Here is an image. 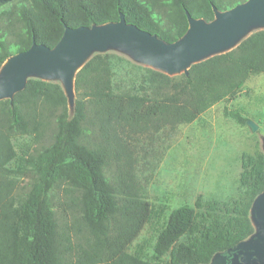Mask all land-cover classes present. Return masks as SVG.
<instances>
[{
    "label": "trees",
    "instance_id": "16d2710c",
    "mask_svg": "<svg viewBox=\"0 0 264 264\" xmlns=\"http://www.w3.org/2000/svg\"><path fill=\"white\" fill-rule=\"evenodd\" d=\"M246 0H0V66L33 40L53 48L66 27L118 21L174 42L188 29L186 12L210 21L213 6L228 10ZM114 54L95 56L77 75L76 111L70 118L59 85L31 80L11 105L1 101L0 264H207L253 233L249 209L264 190V155L243 158L240 199L223 211L198 199L167 211L135 186L133 136L161 124H190L213 105L235 97L264 74V31L237 49L194 65L188 76L148 70L157 94L114 88ZM228 116L239 124L238 112ZM53 118L50 143L16 150L12 138ZM28 191L16 192L22 179ZM64 184L76 196L83 231L62 233L54 205ZM154 225L151 252L136 244Z\"/></svg>",
    "mask_w": 264,
    "mask_h": 264
},
{
    "label": "rangeland",
    "instance_id": "374dc122",
    "mask_svg": "<svg viewBox=\"0 0 264 264\" xmlns=\"http://www.w3.org/2000/svg\"><path fill=\"white\" fill-rule=\"evenodd\" d=\"M116 56V91L159 94L150 82V69ZM228 112L240 113L256 123L259 131L253 133L247 124L231 119ZM53 121L52 117H44L39 119L40 125H30L29 135L14 136L15 149L32 151L48 145ZM0 132H5L1 122ZM259 135H264V74L252 76L239 94L213 105L190 124H161L133 136L129 141L135 186L148 201L167 207V211L182 204L195 207L198 199L223 211L240 199L243 158L256 148L260 150ZM28 184V179H22L14 193H26ZM67 194L64 184L55 188L53 202L61 232L83 231L76 196ZM154 242V225H148L136 244L151 252Z\"/></svg>",
    "mask_w": 264,
    "mask_h": 264
},
{
    "label": "water",
    "instance_id": "95a60500",
    "mask_svg": "<svg viewBox=\"0 0 264 264\" xmlns=\"http://www.w3.org/2000/svg\"><path fill=\"white\" fill-rule=\"evenodd\" d=\"M214 18H194L188 12V29L174 42L141 30L126 21L66 27L60 41L50 48L37 44L8 56L0 66V102L24 91L29 81L59 85L67 101L69 117L76 111V79L97 55L114 54L131 63L169 77L188 76L194 65L237 49L255 33L264 31V0H246L231 9L213 6ZM253 133L259 126L248 120ZM264 155V135H259ZM253 233L227 253L217 252L207 264H264V190L249 209Z\"/></svg>",
    "mask_w": 264,
    "mask_h": 264
}]
</instances>
